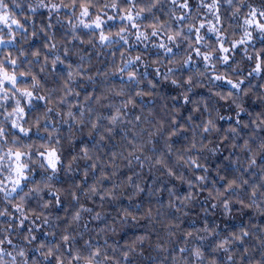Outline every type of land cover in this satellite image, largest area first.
Wrapping results in <instances>:
<instances>
[{"label": "clouds", "instance_id": "9594fccd", "mask_svg": "<svg viewBox=\"0 0 264 264\" xmlns=\"http://www.w3.org/2000/svg\"><path fill=\"white\" fill-rule=\"evenodd\" d=\"M0 264H264V0H0Z\"/></svg>", "mask_w": 264, "mask_h": 264}]
</instances>
